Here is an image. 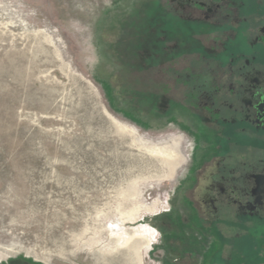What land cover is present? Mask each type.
<instances>
[{"label": "rangeland", "instance_id": "1", "mask_svg": "<svg viewBox=\"0 0 264 264\" xmlns=\"http://www.w3.org/2000/svg\"><path fill=\"white\" fill-rule=\"evenodd\" d=\"M170 6L204 17L170 0H0V264H264V223L211 238L182 199L200 148L165 100L218 31ZM233 235L244 255L223 247Z\"/></svg>", "mask_w": 264, "mask_h": 264}, {"label": "flooded vegetation", "instance_id": "2", "mask_svg": "<svg viewBox=\"0 0 264 264\" xmlns=\"http://www.w3.org/2000/svg\"><path fill=\"white\" fill-rule=\"evenodd\" d=\"M173 1L204 15L191 19L170 6L176 19L218 31L217 47L198 48L196 55L205 59L195 65L200 71L177 76L187 89L179 98L164 99V112L170 110L168 116L176 120L182 111L187 118L179 125L200 148L182 189L187 211L201 232L223 238L231 225L264 223V0ZM203 65L210 74L200 73ZM154 99L158 108L162 98ZM208 166L214 170L196 200L194 191ZM223 242L230 255H244L234 235Z\"/></svg>", "mask_w": 264, "mask_h": 264}, {"label": "bare ground", "instance_id": "3", "mask_svg": "<svg viewBox=\"0 0 264 264\" xmlns=\"http://www.w3.org/2000/svg\"><path fill=\"white\" fill-rule=\"evenodd\" d=\"M122 130L125 131L126 129H125L124 127H122ZM129 131H131V130H129ZM146 231H147V230H146ZM147 232H148V231H147ZM146 234H147V233H146ZM146 234H144L143 237H146ZM119 238H121V236L118 237V239H119ZM146 238H147V237H146ZM148 241H149V240H148ZM116 242H118V241H116ZM116 242H115V244H113V245L110 247L111 250H115V248H117V247H116ZM111 256H112V258L114 257V255H111Z\"/></svg>", "mask_w": 264, "mask_h": 264}]
</instances>
